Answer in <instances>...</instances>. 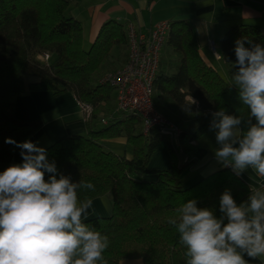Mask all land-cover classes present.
I'll use <instances>...</instances> for the list:
<instances>
[{"label": "trees", "instance_id": "trees-1", "mask_svg": "<svg viewBox=\"0 0 264 264\" xmlns=\"http://www.w3.org/2000/svg\"><path fill=\"white\" fill-rule=\"evenodd\" d=\"M73 6L71 0H0V172L11 164L18 149L5 140H29L42 125L41 121L15 119L10 98L26 92H46L53 97L71 94L77 103L92 108L85 122L86 133L57 141L46 149L47 158L72 182H91L95 186V191L81 192V199H110V217L85 221L109 237L110 246L104 253L108 264L125 260L186 264L178 233L168 223L170 217L178 215L176 209L196 199L198 207L211 208L219 216V197L225 189L231 190L237 204L250 194L230 167L188 189L183 187L182 176L195 162L196 142L209 130L210 113L223 109L227 114L247 118V108L232 80L237 70L233 67L235 42L245 38L264 47V34L256 27L234 25L222 35L218 52L229 80L226 83L200 59L189 25L169 24L163 43L164 52H168L159 58L151 98L156 102L154 110L179 128L173 140L156 129L144 133L137 116L108 107L115 102L113 90L99 85L98 80L112 50L125 51L119 69L124 65L126 29L109 21L84 50L82 25L68 15ZM245 47L250 45L245 43ZM28 77L36 82L27 85ZM190 96L198 103L188 109L186 99ZM187 116L192 118L189 122ZM240 127L246 131L245 125ZM119 138L125 140L130 159L103 149V142ZM161 147L170 155V166L166 171H151L149 162ZM152 176L155 182L143 181Z\"/></svg>", "mask_w": 264, "mask_h": 264}, {"label": "clouds", "instance_id": "clouds-1", "mask_svg": "<svg viewBox=\"0 0 264 264\" xmlns=\"http://www.w3.org/2000/svg\"><path fill=\"white\" fill-rule=\"evenodd\" d=\"M234 53L232 80L247 118L223 109L210 113L209 131L219 145L214 155L237 176L253 169L264 177V47L241 38ZM189 99L188 109L198 103ZM5 143L20 149L21 162L0 172V264H108L109 237L85 223L93 200L80 195L95 186L60 174L47 150L30 140ZM197 205L196 199L188 200L168 220L185 249L186 264H248L245 256L264 257V185L239 204L225 189L219 216Z\"/></svg>", "mask_w": 264, "mask_h": 264}, {"label": "crops", "instance_id": "crops-1", "mask_svg": "<svg viewBox=\"0 0 264 264\" xmlns=\"http://www.w3.org/2000/svg\"><path fill=\"white\" fill-rule=\"evenodd\" d=\"M74 4L68 15L82 25L83 41L93 43L99 29L109 21L133 27L137 32L147 33L160 23L182 22L189 25L202 62L209 68L224 73L219 58L218 42L226 30L234 25L258 28L264 34V0H71ZM89 2V3H88ZM168 51L163 53V56ZM170 55V54H169ZM34 78H25V83H35ZM14 117L22 122L41 121L38 131L29 139L38 147L47 149L57 141L71 136L85 135V121L76 99L71 94L53 97L50 93H30L10 98ZM194 164L182 176L183 187L188 189L203 179L229 167H224L215 158L219 145L215 132L207 131L196 142ZM104 150L130 159L123 138L102 143ZM21 162L20 149L12 157V164ZM9 165V166H10ZM8 166V167H9ZM170 166V155L163 147L152 156L148 169L166 171ZM250 190L264 185V177L248 169L236 175ZM145 182H155L156 177H144ZM112 208L108 197L93 200L85 221L108 218ZM248 260V264H264V257ZM119 264H142L140 260H125Z\"/></svg>", "mask_w": 264, "mask_h": 264}, {"label": "built area", "instance_id": "built-area-1", "mask_svg": "<svg viewBox=\"0 0 264 264\" xmlns=\"http://www.w3.org/2000/svg\"><path fill=\"white\" fill-rule=\"evenodd\" d=\"M168 32L167 23H160L147 33L137 32L128 26L127 58L124 65L116 71L102 75L98 84L113 90L116 111L137 116L144 133L156 129L161 135L175 140L179 135V128L159 115L151 102L152 84L158 70L160 51ZM44 59L47 60V56ZM77 106L84 121H89L92 108L81 103H77Z\"/></svg>", "mask_w": 264, "mask_h": 264}, {"label": "rangeland", "instance_id": "rangeland-1", "mask_svg": "<svg viewBox=\"0 0 264 264\" xmlns=\"http://www.w3.org/2000/svg\"><path fill=\"white\" fill-rule=\"evenodd\" d=\"M89 3V2H88ZM89 46H90V43H88V42H86V41H83V49L84 50H87L88 48H89ZM164 50H165V45H163V47H162V49H161V51H160V57L163 55V53H164ZM125 51H123L122 50V52L119 50V49H114V50H112V52H111V55H110V58H109V62H107L102 68H101V75H103V74H108L109 73V71H112L113 69L115 70V69H119V65L122 63V61H123V58H124V56L122 55V53H124ZM171 58H173V57H171ZM110 62H116L114 65H112V67L111 66H108V64L110 63ZM117 69V70H118ZM116 71V70H115ZM100 76V75H99ZM221 76H222V78H224L225 80H224V82H229V80H228V78H227V76H226V72H225V70H224V73H223V75L221 74ZM114 94V93H113ZM153 95L151 94V97H152ZM114 97H115V94H114ZM186 101L188 102V103H191L190 102V100L189 99H186ZM151 102H152V98H151ZM153 103H154V105H155V101H154V99H153V102H152V106H153ZM114 104H115V102H114V100H113V103H112V105L111 106H108V107H111L112 109H114L115 108V106H114ZM112 109H111V111H112ZM110 111V112H111ZM188 117V116H187ZM186 117V121H190L192 118H191V116L190 117H188L187 118ZM185 121V122H186ZM152 171V170H151Z\"/></svg>", "mask_w": 264, "mask_h": 264}]
</instances>
